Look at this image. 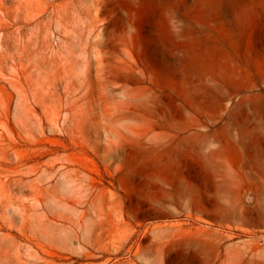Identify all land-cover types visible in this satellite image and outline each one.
Segmentation results:
<instances>
[{
    "label": "rangeland",
    "instance_id": "374dc122",
    "mask_svg": "<svg viewBox=\"0 0 264 264\" xmlns=\"http://www.w3.org/2000/svg\"><path fill=\"white\" fill-rule=\"evenodd\" d=\"M0 264H264V0H0Z\"/></svg>",
    "mask_w": 264,
    "mask_h": 264
}]
</instances>
